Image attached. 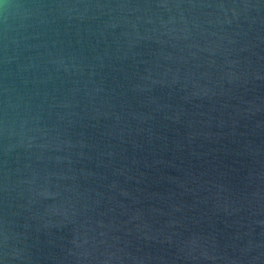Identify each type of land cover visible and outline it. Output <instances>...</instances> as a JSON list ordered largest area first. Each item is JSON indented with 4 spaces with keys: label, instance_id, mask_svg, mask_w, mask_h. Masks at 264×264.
<instances>
[{
    "label": "water",
    "instance_id": "95a60500",
    "mask_svg": "<svg viewBox=\"0 0 264 264\" xmlns=\"http://www.w3.org/2000/svg\"><path fill=\"white\" fill-rule=\"evenodd\" d=\"M0 264H264V0H0Z\"/></svg>",
    "mask_w": 264,
    "mask_h": 264
}]
</instances>
